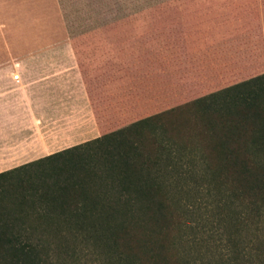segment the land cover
Segmentation results:
<instances>
[{
    "label": "trees",
    "instance_id": "obj_1",
    "mask_svg": "<svg viewBox=\"0 0 264 264\" xmlns=\"http://www.w3.org/2000/svg\"><path fill=\"white\" fill-rule=\"evenodd\" d=\"M105 48L111 57L118 49ZM185 103L197 108L216 140L215 155L225 160L210 161L208 181L219 179L218 166L231 176L227 216L232 228L224 230V262L264 264V235L249 238L244 249L237 224L242 219L258 231L264 221V73ZM182 107L0 171V264H56L60 246L76 242L103 247L118 264H171L160 235L170 225L183 170L158 131L173 134ZM156 148L166 151L169 161H159ZM221 202L217 197L220 217Z\"/></svg>",
    "mask_w": 264,
    "mask_h": 264
},
{
    "label": "rangeland",
    "instance_id": "obj_2",
    "mask_svg": "<svg viewBox=\"0 0 264 264\" xmlns=\"http://www.w3.org/2000/svg\"><path fill=\"white\" fill-rule=\"evenodd\" d=\"M57 1L103 133L183 105L176 131H158L183 170L170 225L160 238L171 264H226L231 176L218 166L219 179L208 181L210 161L225 160L215 155L216 140L197 108L185 102L264 73V0ZM113 45L119 50L111 57L105 47ZM155 153L169 161L166 151ZM237 224L244 249L249 238H263V220L258 231L242 219ZM103 250L81 242L61 245L56 264H118Z\"/></svg>",
    "mask_w": 264,
    "mask_h": 264
},
{
    "label": "crops",
    "instance_id": "obj_3",
    "mask_svg": "<svg viewBox=\"0 0 264 264\" xmlns=\"http://www.w3.org/2000/svg\"><path fill=\"white\" fill-rule=\"evenodd\" d=\"M57 0H0V171L102 134Z\"/></svg>",
    "mask_w": 264,
    "mask_h": 264
}]
</instances>
